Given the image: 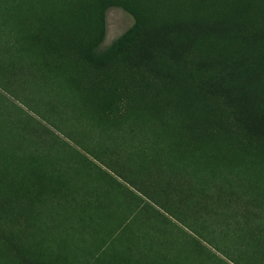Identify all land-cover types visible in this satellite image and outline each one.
Here are the masks:
<instances>
[{
    "label": "rangeland",
    "instance_id": "1",
    "mask_svg": "<svg viewBox=\"0 0 264 264\" xmlns=\"http://www.w3.org/2000/svg\"><path fill=\"white\" fill-rule=\"evenodd\" d=\"M0 264H264V0H0Z\"/></svg>",
    "mask_w": 264,
    "mask_h": 264
},
{
    "label": "trees",
    "instance_id": "2",
    "mask_svg": "<svg viewBox=\"0 0 264 264\" xmlns=\"http://www.w3.org/2000/svg\"><path fill=\"white\" fill-rule=\"evenodd\" d=\"M157 38H155V40H156Z\"/></svg>",
    "mask_w": 264,
    "mask_h": 264
}]
</instances>
